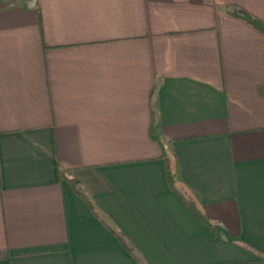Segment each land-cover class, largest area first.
<instances>
[{
    "label": "crops",
    "instance_id": "0c3cea01",
    "mask_svg": "<svg viewBox=\"0 0 264 264\" xmlns=\"http://www.w3.org/2000/svg\"><path fill=\"white\" fill-rule=\"evenodd\" d=\"M245 15L264 24V0L0 8V264H264Z\"/></svg>",
    "mask_w": 264,
    "mask_h": 264
},
{
    "label": "trees",
    "instance_id": "16d2710c",
    "mask_svg": "<svg viewBox=\"0 0 264 264\" xmlns=\"http://www.w3.org/2000/svg\"><path fill=\"white\" fill-rule=\"evenodd\" d=\"M244 17L247 18L250 22H252L255 26H257L259 29H261L264 32V24L261 23L259 20L255 19V18H252V17H250L248 15H245ZM168 177H169V180H170L171 184H174L173 172H172V169H171L170 165L168 167ZM188 205L201 218L204 217L192 202H188ZM259 261L264 262V258H261V260H259Z\"/></svg>",
    "mask_w": 264,
    "mask_h": 264
},
{
    "label": "built area",
    "instance_id": "2783aa9c",
    "mask_svg": "<svg viewBox=\"0 0 264 264\" xmlns=\"http://www.w3.org/2000/svg\"><path fill=\"white\" fill-rule=\"evenodd\" d=\"M19 4V0H0V8L1 7H13Z\"/></svg>",
    "mask_w": 264,
    "mask_h": 264
}]
</instances>
